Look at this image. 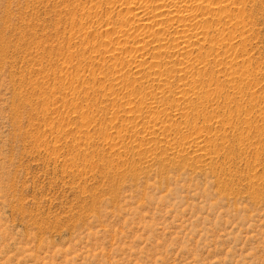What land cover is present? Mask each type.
<instances>
[{
  "label": "rangeland",
  "instance_id": "374dc122",
  "mask_svg": "<svg viewBox=\"0 0 264 264\" xmlns=\"http://www.w3.org/2000/svg\"><path fill=\"white\" fill-rule=\"evenodd\" d=\"M130 1L140 2L0 0V264H264V0H228L235 24L206 49L232 43L238 66L223 56L193 77L182 52L171 74L138 42L148 22L125 31L134 13L117 11ZM118 32L129 34L120 44ZM136 53L147 58L139 72ZM157 67L175 80L152 104ZM199 73L229 85L214 94L213 123L171 104ZM236 108L250 111V127ZM158 113L174 124L135 133ZM200 134L204 149L218 139L211 166L188 154L160 162Z\"/></svg>",
  "mask_w": 264,
  "mask_h": 264
},
{
  "label": "bare ground",
  "instance_id": "6f19581e",
  "mask_svg": "<svg viewBox=\"0 0 264 264\" xmlns=\"http://www.w3.org/2000/svg\"><path fill=\"white\" fill-rule=\"evenodd\" d=\"M128 2L127 3L125 2V4L122 5L120 10L117 11V12H119L118 15L121 12H124L127 9L131 10L134 13L133 17L125 20L124 22H122L123 25H124L125 31L127 30V31L131 32V30L136 28L138 25L139 26L142 25L143 21L148 22V24H147L148 26L146 25L147 27H149L148 28V31H149L148 35H142L141 38L138 37L141 34H134V35H137L136 37L138 38V42L139 43H141V44L144 43L143 47L152 46V45L155 46L154 49H157L156 57H158V56L160 57L161 56L160 57L161 60L159 61L160 64L158 62L157 65L159 64L161 68H163V66L167 67V65H169L171 67V72H170L171 74H172V69L174 68V71H175L177 65L179 67H181L180 70L183 67V66H180L182 64V62H179L180 60L177 59L178 56H180V52H182L183 55H184V59L183 58H180V59H183V61H185V65H186L185 66L186 70L184 69L183 72H184L185 75H187V74L190 75L191 74L190 76H192V77H193L192 73L197 71L199 68L201 69L204 65H207V64L210 65V63H212V62H214V63L221 62L219 60L223 56H225V57H227V56L230 57L231 56V59L233 58L232 55L230 54L231 52H233V47H234L232 43L231 44H229V43L227 44L226 43L227 46L223 44L222 47L221 46H220V48L218 47L219 51H218V53L216 52V55L214 54V56L212 55L213 51H212V54L210 52L207 53L208 50L206 49V45L210 44V43L212 44V42L215 39L218 40V42L220 41L221 43H223L222 41H225V40H222L223 38L221 39V37H224V33H225V30L223 29V26L226 27L225 25L230 26V25L235 24L234 21H233V18L231 17V15H232V13L233 14L236 13L238 8H237V6L232 7V4H230L228 0H140V2H138V1L137 2L136 1L135 2H133V1L131 2L130 1L131 3H128ZM239 22L240 21H238V23ZM120 24H121V22H120ZM162 31H164L167 34V36L162 35V34H165V33H162ZM150 32H151V34H150ZM120 33L118 32V34H119L118 38H117V36H115L117 38V41L119 42V44L121 43L120 41L122 40V38L125 35L127 36V35L130 34L129 32H127L129 34H127V33L126 34H123V33L120 34ZM171 35L172 36L176 35L175 36L176 38L174 37L175 40H176V43L173 44L174 47H172V50L171 49L169 50V48H168L167 53H172L170 55V57H173V58L168 59V60H165V59L162 60V58H163L162 56L165 55V53H166L165 50L167 49V48H165V45H166V43H168ZM129 38H130V36H129ZM137 38H136V40H137ZM171 38H173V37H171ZM138 42H135V43H138ZM171 42L173 43V41H171ZM169 43H170V41H169ZM172 43H170L169 45L172 46ZM121 46H120V48H121ZM123 47H124V45H123ZM139 47H141V49H143L142 46H139ZM228 48H229V50H228ZM122 49H124V48H122ZM144 49H147V48H144ZM230 49L232 50L231 52H230ZM199 50H201L202 52H206V54H205L206 57H204L203 59H201V57H200V59L198 58L201 62H198L199 60L197 59V57L196 58L193 57L194 54L196 55L197 54L196 52H198ZM163 51H165V52H163ZM138 52H140V51L138 50ZM178 52H179V54H178ZM175 53H177L178 56ZM154 54H155V52H154ZM174 54L177 56L175 59H174V56H173ZM210 56L213 57V58H211ZM235 57H237L236 55H234V59H237ZM146 59L147 58H146V55L144 53H138V54L136 53V55H134L133 58H131V60L133 62L130 64V66L132 65L130 68L133 69L135 72L136 71L139 72V70H142L141 69V66L143 65L142 62L144 60H146ZM176 59L178 61H175ZM224 59H223V61H224ZM221 60H222V58H221ZM226 60H228V57H227ZM155 62H156V60H155ZM229 63H232L234 65V67L238 66V64H237V62L235 60H230L229 59L227 64H229ZM154 65H156V63ZM183 65H184V62H183ZM156 66H154V67L156 68ZM229 66H231L233 68L232 65H229ZM158 67H157L156 70L159 71ZM225 67H227V66H225ZM240 67H241V65H240ZM177 69H179V68H177ZM159 72H158V74H159ZM166 73H169V71L165 72V71L162 70L160 75H159V77L151 78V79H153L152 83H151L152 86H153V90L149 92L150 93L149 95L148 94L147 95H148V97L151 96V97H149V100L152 101L151 102L152 104H154L156 102H159L160 101L159 98H162V97H164V95H166L164 87H166L168 89V87L172 86L173 83H174L175 79H171V78H173L172 75L171 76H167ZM156 74L157 73L155 71V75ZM165 74H166V76H164ZM193 74H195V73H193ZM186 77H184V78L186 79ZM197 77L198 78H196L195 84L192 83V81H191L192 79L188 80V81H191L190 83H192L191 86L188 85L189 86L188 88H185L187 86V84L189 83V82L187 83L186 81H184V82H186L187 84L186 83L185 84L182 83L184 85H179L178 86L179 90L176 92V95L180 92V93H183L184 96H183V94L180 95V97H176V95H175V98L171 99V96H172V94H171L169 98L171 99V104L174 105L178 111L179 110H191V111L194 110V111H196L198 113V116H201L203 119H205V122H212V120H213L212 117L213 116H212V111H210V110L216 104L219 103V102L218 103L216 102V100H215L216 96L214 94L219 93L221 90L224 91L225 87L226 86L229 87V85H224V82L221 83L218 80H217L218 82H216V80L214 79L215 77L213 75H212V77H211V75H209V77H211V78H208L207 74L205 75V73H204V75H202V73L201 74L199 73V75H197ZM181 79H183V78H181ZM202 79H204L205 81L207 79L208 80L211 79L212 83H211V80H209L210 83H211V85H210L211 87L208 88V89L205 88L207 86L203 87L201 83L204 80H202ZM178 80H180V79H178ZM183 80H180V81L182 82ZM233 80H232V82H234V85H235L236 88L242 89L245 86V84L243 82H238L237 81L238 80L237 77H234ZM182 86H184V89L183 88L180 89ZM178 87H177V89H178ZM230 88H231V86H230ZM174 94H175V92H174ZM164 99H165V97H164ZM242 100H243V98L241 99V101ZM250 101L254 105L253 99H251ZM243 102H244V100H243ZM251 102H249V104H247V106L250 105ZM148 104H149V102H148ZM212 110H214V109H212ZM235 111L238 112L239 117L244 120L243 123H247L248 126H249V123L251 122V119L253 117L251 115L250 111L246 112V111L242 110V108H236ZM235 111H233L232 114H234ZM263 112L264 111H262V113ZM160 114L161 113L152 115L151 119L149 120L150 121V125H148L147 127L145 126V128L141 129V130L140 129L139 130L136 129L135 133L137 135L142 134L143 135L142 137L144 138V140L145 139H150L153 136L158 135L159 133L163 132L162 126H164L168 122H169L170 126H172V124H174V123L171 122L172 119H173L172 117H168V115L164 116V115H160ZM233 129H234L235 132H240V130L242 128H239V125H238L235 128H233ZM203 134H200L198 136L195 135L197 137L195 138V140H193L194 142L191 143V145L188 146V147H186L184 145L179 146V147H177V146L175 147V146L170 145L169 147H166L165 148V153H164L165 156H161L160 155L161 156V157H159L160 159L159 158H157V159H159L161 163H163V164L165 163L166 164L171 159L170 156H173V157H175L178 160V159H181L183 156L186 157L185 154H188V155H191V156H194V157L196 156V157L200 158L203 161V164H207V166L210 164V166H211V164H213V161H212L213 155H214L213 149L214 150L216 149L217 143H218V139L215 138L214 136L212 137V136L208 135L206 141L208 142L207 144H208L209 148L206 147L207 149H204V147L202 148V146H203L202 145V138L204 137ZM147 141H149V140H147ZM147 144H148V146L146 148L147 151L150 150V149L151 150L152 149L155 150V149H157V147H159L157 144H153V143L151 144L150 142H148ZM148 158H149V156H148ZM154 159H152L151 157H150V159H147V157H146V160L145 159L144 160H145V163L148 162V164H152V161L154 163ZM155 161H156V159H155ZM160 162H158V163H160ZM178 164H179V162H178ZM145 165H147V164H145Z\"/></svg>",
  "mask_w": 264,
  "mask_h": 264
}]
</instances>
